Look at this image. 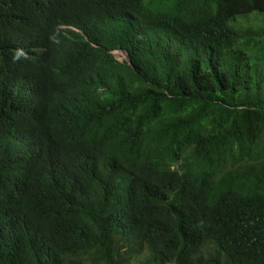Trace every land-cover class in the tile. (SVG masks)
<instances>
[{"label": "trees", "instance_id": "16d2710c", "mask_svg": "<svg viewBox=\"0 0 264 264\" xmlns=\"http://www.w3.org/2000/svg\"><path fill=\"white\" fill-rule=\"evenodd\" d=\"M263 46L264 0H0V264H264Z\"/></svg>", "mask_w": 264, "mask_h": 264}, {"label": "rangeland", "instance_id": "374dc122", "mask_svg": "<svg viewBox=\"0 0 264 264\" xmlns=\"http://www.w3.org/2000/svg\"><path fill=\"white\" fill-rule=\"evenodd\" d=\"M262 53H263V58H264V46H263ZM115 54H116V56H117L118 58H121V55L124 56V54L121 53L120 51H116Z\"/></svg>", "mask_w": 264, "mask_h": 264}, {"label": "clouds", "instance_id": "9594fccd", "mask_svg": "<svg viewBox=\"0 0 264 264\" xmlns=\"http://www.w3.org/2000/svg\"><path fill=\"white\" fill-rule=\"evenodd\" d=\"M118 51V50H117ZM121 53H123L124 54V51L123 50H119Z\"/></svg>", "mask_w": 264, "mask_h": 264}]
</instances>
